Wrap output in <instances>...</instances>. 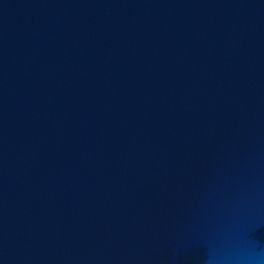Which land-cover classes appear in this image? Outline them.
Instances as JSON below:
<instances>
[{"label": "water", "instance_id": "95a60500", "mask_svg": "<svg viewBox=\"0 0 264 264\" xmlns=\"http://www.w3.org/2000/svg\"><path fill=\"white\" fill-rule=\"evenodd\" d=\"M0 264H264V0H0Z\"/></svg>", "mask_w": 264, "mask_h": 264}]
</instances>
